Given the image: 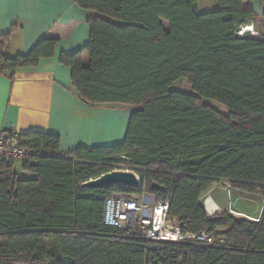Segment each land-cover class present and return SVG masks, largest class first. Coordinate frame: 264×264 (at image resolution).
<instances>
[{"label": "trees", "instance_id": "obj_1", "mask_svg": "<svg viewBox=\"0 0 264 264\" xmlns=\"http://www.w3.org/2000/svg\"><path fill=\"white\" fill-rule=\"evenodd\" d=\"M254 1L264 3L218 0L220 10L198 14L197 0H73L89 14V42L59 63L83 103L134 111L121 145L39 156L22 166L34 178L0 162V264H264V206L251 222L227 212L208 217L201 203L221 181L264 201V14L256 36H237L257 18L243 5ZM8 38L0 37V74L36 68L57 45L42 39L9 59L2 56ZM180 79L194 96L170 91ZM19 139L35 151H59L56 136ZM118 157L155 203L168 198L167 218L177 219L183 235L223 237L225 247L148 249L105 226V200L114 192L140 195L143 187L81 185L111 173Z\"/></svg>", "mask_w": 264, "mask_h": 264}, {"label": "crops", "instance_id": "obj_2", "mask_svg": "<svg viewBox=\"0 0 264 264\" xmlns=\"http://www.w3.org/2000/svg\"><path fill=\"white\" fill-rule=\"evenodd\" d=\"M251 3L256 15L264 14L260 2ZM87 18L89 14L78 9L73 0H0V37L9 35L2 49L4 58L28 55L42 39L57 42L53 57L41 60L36 68L0 74V131L56 136L58 153L65 155L78 148H110L124 142L134 109L83 103L71 84L70 69L59 63L61 55L71 56L87 46ZM221 183L201 199L208 217L227 209ZM233 196L238 214L250 220L260 217L264 206L261 196L241 191Z\"/></svg>", "mask_w": 264, "mask_h": 264}, {"label": "built area", "instance_id": "obj_3", "mask_svg": "<svg viewBox=\"0 0 264 264\" xmlns=\"http://www.w3.org/2000/svg\"><path fill=\"white\" fill-rule=\"evenodd\" d=\"M244 34L242 28L237 32L238 37ZM250 35L256 36L253 31ZM39 156L51 158H67V155L55 153L47 154L42 151H35L21 146L19 135L11 130L0 131V162L10 165L15 172L25 175L22 166ZM18 167L19 170L17 169ZM111 172L132 173L142 186L140 195L112 193L105 200L103 223L105 226L117 229L125 238L137 239L149 243L148 249H158L159 244H183L190 243L205 247H225L223 237L206 234L183 235L177 225V219H168V198L155 203L154 199L148 196L144 190V184L136 170L129 166V161L124 157H118L110 165ZM122 168H127L122 170ZM225 187L228 205L226 211L234 216H242L231 209V195L235 192L231 184L223 183ZM248 219V218H246ZM257 222L258 220H253Z\"/></svg>", "mask_w": 264, "mask_h": 264}, {"label": "rangeland", "instance_id": "obj_4", "mask_svg": "<svg viewBox=\"0 0 264 264\" xmlns=\"http://www.w3.org/2000/svg\"><path fill=\"white\" fill-rule=\"evenodd\" d=\"M253 5H254L253 3H248V2L244 3L245 8H251ZM261 5H263V7H264V3H261ZM218 10H220L218 0H197V12H198V14L212 13V12H215ZM259 21H260V15H257V18L254 21H252L250 24H248L246 27H243L242 29L245 30V29H248L249 27H252L253 32L256 33L258 31ZM161 24H162L164 29H166V30L168 29V24L166 22L162 21ZM170 91L175 92V93L184 94V95L194 96L192 88L186 79H180V80L174 82L170 87ZM204 103L215 108V109H217L218 111H220L223 114L226 113L224 108L215 104L214 102L205 101ZM126 169L127 168H122V170H126ZM24 177H28V176L25 175ZM223 183L224 182L222 181L221 185H219V189L221 191L223 190V192L225 194L226 201H227V205H228L229 202H228L227 197H226L225 187H224ZM235 191H237V190H235ZM257 200H259V199H257ZM234 202H235L234 196L232 194L231 195V205H232L231 209L233 212L237 213L234 209ZM225 212H227V211H225ZM229 215H231V214H229ZM231 216H233L236 219H246V218H243L242 216H234V215H231ZM257 219L258 218H256L255 220H257ZM246 220L254 222L253 220H249V219H246Z\"/></svg>", "mask_w": 264, "mask_h": 264}, {"label": "water", "instance_id": "obj_5", "mask_svg": "<svg viewBox=\"0 0 264 264\" xmlns=\"http://www.w3.org/2000/svg\"><path fill=\"white\" fill-rule=\"evenodd\" d=\"M113 187L136 189L138 187V182L132 173L111 172L83 183L81 185V190H101Z\"/></svg>", "mask_w": 264, "mask_h": 264}, {"label": "bare ground", "instance_id": "obj_6", "mask_svg": "<svg viewBox=\"0 0 264 264\" xmlns=\"http://www.w3.org/2000/svg\"><path fill=\"white\" fill-rule=\"evenodd\" d=\"M252 31H253L252 27H249L248 29H245V30L242 29V32H243L244 35H245V34H250ZM261 201H262V200H261ZM249 220H250V219H249Z\"/></svg>", "mask_w": 264, "mask_h": 264}]
</instances>
